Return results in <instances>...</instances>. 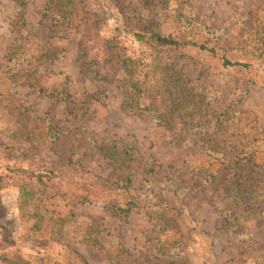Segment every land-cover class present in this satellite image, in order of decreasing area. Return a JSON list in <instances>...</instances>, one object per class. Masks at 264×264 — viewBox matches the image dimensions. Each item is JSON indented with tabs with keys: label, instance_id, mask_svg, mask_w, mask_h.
Masks as SVG:
<instances>
[{
	"label": "trees",
	"instance_id": "obj_1",
	"mask_svg": "<svg viewBox=\"0 0 264 264\" xmlns=\"http://www.w3.org/2000/svg\"><path fill=\"white\" fill-rule=\"evenodd\" d=\"M30 1L15 0L17 10L10 24L12 42L0 59V68L4 64L15 68L29 61L33 56L27 52L26 46L37 35L43 37L48 34L37 58L41 63L64 57L67 50L49 42V38L56 33H63L62 37L78 43L79 63L87 78L97 87L90 97L96 101L108 98L111 80L102 73L99 65L103 52H116L117 47L113 39L102 36L101 29L108 9L117 8L123 23L133 32L136 40L150 50L147 63L124 58L117 52L124 75L116 82L123 83L124 111L146 118L157 127L166 128L172 145L193 147L194 151L204 154L207 163L198 169L196 176V186H200L198 191L202 198L216 206L225 202L231 217H237V207L249 212L256 209L254 215L260 213L259 207L264 205V130L258 116L241 104L251 91L264 87L259 80L260 68L264 67V21H236L243 28L240 37L236 38L227 27L216 25L211 17L204 20L196 13L178 9L175 28L167 33L154 17L147 18L125 0H46L42 21H47L48 25L35 34L37 28L28 19ZM191 49L205 53L211 64L221 71L238 75L230 104L222 105L216 94L199 83L209 66L196 61L190 55ZM257 60H261L259 66L256 65ZM68 90L65 86L55 96L67 100ZM41 92L47 94L44 89ZM86 106L85 100L80 98L72 113L73 118H84L89 109ZM16 111L18 132L36 130L39 126H34V123L39 120L45 123L46 135L53 144L62 141V145L65 142L66 130L52 120L38 117L23 104H18ZM207 134L209 138H205ZM134 146L121 150L111 142L96 146L116 165L108 177L85 174V167L81 162L73 161V156L68 161L78 164L79 176L65 175L53 169L15 166L18 174L30 180L20 185L19 193V210L22 217L31 222L29 230L33 234L62 237L64 225L77 219L74 211L66 217L48 215L45 207L51 196L50 188L74 206L97 205L125 219L134 210H143L141 196L135 186L138 169L133 165ZM223 172L224 177L221 178ZM34 178L37 183L32 182ZM160 183L163 185L156 201L144 210L145 216L154 222V235L149 237V231L145 234L153 242L154 252L168 255L170 263L190 264L184 251V241L189 229H197L205 240L203 263L216 264L215 239L219 234L230 232V226L226 225L229 221H218L215 232L206 230L187 208L186 196L193 189L191 185H185L181 174L165 175ZM218 196L223 197L220 202ZM179 199L182 200L180 204ZM101 219L90 224L85 239L104 253L112 264H137L123 245H118L116 250L107 246ZM76 254L82 264H90L79 252ZM0 263L24 264L1 253ZM156 264L166 262L163 260Z\"/></svg>",
	"mask_w": 264,
	"mask_h": 264
},
{
	"label": "rangeland",
	"instance_id": "obj_2",
	"mask_svg": "<svg viewBox=\"0 0 264 264\" xmlns=\"http://www.w3.org/2000/svg\"><path fill=\"white\" fill-rule=\"evenodd\" d=\"M125 1L137 7L147 18L154 17L167 33L175 28L174 19L178 9L196 13L204 20L211 17L216 25L227 27L236 38L243 30L236 21H264V0ZM45 2L31 0L28 6L29 23L37 28L35 34L48 25L47 21H42ZM16 10L15 0H0V59L12 42L10 24ZM106 17L101 34L113 39L117 48L116 52L105 50L99 65L102 73L111 80L108 98L104 100L96 101L90 97L97 87L87 78L79 63L78 43L62 37L63 33H56L49 38V42L64 47L67 50L64 57L41 63L37 58L48 34L43 37L37 35L26 46L27 52L33 56L29 61L15 68L8 64L0 68V253L24 264H82L80 256L76 254L79 252L90 264H112L104 253L85 239L90 224L102 218L106 243L111 250L123 245L137 264H156L163 260L166 264H176L170 263L168 255L154 252L153 242L145 236L148 231L149 237L154 235V222L145 216L144 210L156 201L163 177L179 172L185 185H191L193 189L186 196L187 208L203 223V228L215 232L218 221H229H226V225L230 226V232L219 234L215 239L216 264H264V205L259 207L258 215H254L256 209L249 212L237 207L235 218L228 215L225 202H220L222 196H218V206L202 198L198 191L200 186H196V176L198 169L207 163L204 154L194 151L193 147L172 145L166 128L157 127L146 118L124 111L123 83L116 82L124 75L117 52L124 58L147 63L150 50L136 40L133 32L123 23L117 8H109ZM190 55L199 63L209 66L199 83L216 94L222 105L230 104L238 75L221 71L211 64L205 53L196 49H191ZM260 62L257 60L256 65L259 66ZM190 63L193 64V61ZM259 80L264 83L263 66L259 71ZM65 86L69 88V98L58 99L55 95L60 94ZM41 89L47 94L42 93ZM80 98L85 100L89 109L84 118L74 119L72 113ZM18 104L29 107L38 117L52 120L66 130L65 142L62 145V141L53 144L46 135L45 123L39 120L34 123V126H39L36 130L18 132ZM241 106L258 116L264 130V87L251 91ZM209 137V134L205 135V138ZM102 142H111L120 150L135 145L133 165L138 169L135 186L141 196L143 210H134L125 219L97 205L74 206L50 188L51 196L45 207L48 215L66 217L74 211L77 219L64 225L62 237L33 234L29 230L31 222L22 217L19 210L20 185L30 180L18 174L15 166L53 169L65 175L79 176L78 164L73 165L68 161L73 156V161L77 160L85 167V174L108 177L116 165L96 148ZM32 182L37 183V179L34 178ZM178 202L180 204L182 200ZM184 243L190 264H204L202 251L205 240L202 233L189 229Z\"/></svg>",
	"mask_w": 264,
	"mask_h": 264
}]
</instances>
